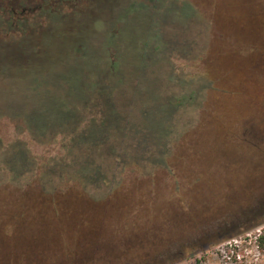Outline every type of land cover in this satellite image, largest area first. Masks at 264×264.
I'll return each mask as SVG.
<instances>
[{
    "label": "rangeland",
    "instance_id": "obj_1",
    "mask_svg": "<svg viewBox=\"0 0 264 264\" xmlns=\"http://www.w3.org/2000/svg\"><path fill=\"white\" fill-rule=\"evenodd\" d=\"M134 1L144 7L113 22L115 39L121 53L129 40L143 56L153 27L145 38L158 64L131 81L137 88L116 89L112 103L131 102L132 122L145 100L167 110L163 139L138 146L114 134L91 150L100 173L76 180L70 133L40 137L26 125V66L15 82L1 77L0 264H264V0L120 2ZM113 3L60 0L45 6L66 16L34 13L28 24L41 36L25 43L29 67L56 87L55 60L81 38L98 47L107 32L94 21L113 20ZM170 3L191 6L192 17L167 20Z\"/></svg>",
    "mask_w": 264,
    "mask_h": 264
},
{
    "label": "trees",
    "instance_id": "obj_2",
    "mask_svg": "<svg viewBox=\"0 0 264 264\" xmlns=\"http://www.w3.org/2000/svg\"><path fill=\"white\" fill-rule=\"evenodd\" d=\"M30 1L0 0V78L7 77L15 82V78H19L17 76L19 67L26 66L27 72L20 77L22 81L26 79L28 82L20 94L32 99L31 103H27L29 109L26 110L27 114L25 112L26 125L33 135L40 137L48 138L70 133L69 154L73 156L72 160L75 164L79 165L75 172H72L73 177L76 180L89 181L100 173L99 167L93 163L91 150L94 151L98 145L105 144L107 138L114 134L134 135L132 138L136 139L138 146L145 145L154 138L163 139L166 128L164 122L168 117L167 110L161 108L153 110L147 106L145 100L142 105L143 115L138 121L132 122L127 121L125 115L126 107L131 106V102L122 105H116L114 101L112 103L116 89L119 90L124 85L137 88L138 83H132L133 80L137 77L147 79L146 68L158 64V58L150 51L155 42L149 37L145 38L153 27L143 34V47L147 51L142 54L143 56L139 55L135 44L128 39L127 53H121L122 40L115 39L118 25L113 22L124 19L133 9L144 7L143 3L134 1L122 6L121 0H112L113 8L118 11L117 15L110 12L114 19L105 22L99 18L94 21L96 29L99 31L105 29L107 32L105 39L95 48L81 38L70 48L72 53L68 51L62 54V58L56 59V65L60 69L55 70L53 79L56 87L52 89L49 85L52 83L42 77L44 72L42 67L38 69L29 67L30 59L25 57L26 41H39L41 36L36 34L35 37L28 23L36 12L45 11L47 19H59L60 16L67 14H61V11L53 9V6H45L50 5L51 2L59 4L60 0H33L34 4H30ZM151 1L160 2V0ZM170 4L167 20L180 21L192 17L191 6L180 7ZM68 16L73 15L68 14ZM161 40L162 38L158 36L157 41ZM107 48H111L112 50L109 49L111 52L107 53ZM158 48L159 45L155 46L156 50ZM8 90L12 97L19 94L17 89ZM148 98H151V95H148ZM69 99H75L77 103L68 107ZM141 102L143 100L139 99L138 103ZM39 111H48L49 120L42 121L37 118ZM83 123L85 126L76 134L71 131V128ZM74 146L79 153L74 152ZM257 242L259 247H264V232L258 236Z\"/></svg>",
    "mask_w": 264,
    "mask_h": 264
},
{
    "label": "water",
    "instance_id": "obj_3",
    "mask_svg": "<svg viewBox=\"0 0 264 264\" xmlns=\"http://www.w3.org/2000/svg\"><path fill=\"white\" fill-rule=\"evenodd\" d=\"M66 40V39H65ZM68 40H71V39H68ZM67 46V45H66ZM51 60H53V59H51Z\"/></svg>",
    "mask_w": 264,
    "mask_h": 264
}]
</instances>
